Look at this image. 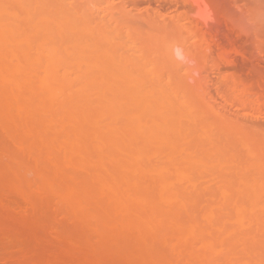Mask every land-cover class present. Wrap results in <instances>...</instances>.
<instances>
[{
  "label": "rangeland",
  "instance_id": "374dc122",
  "mask_svg": "<svg viewBox=\"0 0 264 264\" xmlns=\"http://www.w3.org/2000/svg\"><path fill=\"white\" fill-rule=\"evenodd\" d=\"M206 2L0 0V264H264V10Z\"/></svg>",
  "mask_w": 264,
  "mask_h": 264
},
{
  "label": "bare ground",
  "instance_id": "6f19581e",
  "mask_svg": "<svg viewBox=\"0 0 264 264\" xmlns=\"http://www.w3.org/2000/svg\"><path fill=\"white\" fill-rule=\"evenodd\" d=\"M206 1H207V0H206ZM206 1H204V0H193V2H194L195 5H196V8H197L198 13H200V14H203V13H204V11H205L204 8H205V2H206ZM253 1L256 2V3H255V5L257 4L256 6H254V4H252ZM261 1H262V0H261ZM263 1H264V0H263ZM258 2H259V3H258ZM246 3H247V2H246ZM261 3H262V2H260V0H252V2H251V5L254 6V8H255V7H258V6L260 5L259 8H257L258 10H256V8H255V10L258 11V12H257L258 14L260 13L261 9H262V11L264 10V9H263L264 7L261 6V5H262ZM206 4H208V7H209V3L206 2ZM258 4H259V5H258ZM247 5H248V4H247ZM249 5H250V3H249ZM263 6H264V5H263ZM248 7H249V6H248ZM209 8H211V7H209ZM252 9H253V8H252ZM211 10H212V9H211ZM255 10H254L253 12H255ZM251 11H252V10H251ZM189 12H190V11H189ZM191 12H192V11H191ZM263 12H264V11H263ZM193 13H195V11H194ZM204 14H205V13H204ZM204 14H203V15H204ZM206 14H207V13H206ZM200 16H201V15H200ZM196 17H197V16H196ZM201 17H204V18H205V16H201ZM204 18H203V19H204ZM254 18H255V17H254ZM207 19H208V18H207ZM207 19H206V20H207ZM203 24H204V22H203ZM204 25H205V24H204ZM176 48H177V47H176ZM173 50H174L173 52L176 51L175 48H174ZM178 50H179V49H178ZM179 51H180V50H179ZM173 54H174V53H173ZM174 57H175V56H174ZM177 57H178V55H177ZM179 58H181V57H179ZM176 59H177V58H176ZM179 60H180V59H179ZM185 60H186V59H185ZM142 129H143V128H142ZM143 131H144V130H143ZM137 137H138V136H137ZM142 137H144V136H142ZM137 139H138V138H137ZM62 189H63V188H62ZM78 198H80V197H78ZM89 212H90V211H89ZM91 213H92V212H91ZM96 216H97V215H96ZM99 224H100V223H99ZM100 225H101V224H100ZM100 227H101V226H100ZM104 229H105V228H104ZM1 259H3V258H1Z\"/></svg>",
  "mask_w": 264,
  "mask_h": 264
}]
</instances>
